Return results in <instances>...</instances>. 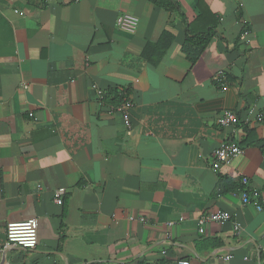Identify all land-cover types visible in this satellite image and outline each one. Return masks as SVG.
<instances>
[{
	"label": "crops",
	"instance_id": "obj_1",
	"mask_svg": "<svg viewBox=\"0 0 264 264\" xmlns=\"http://www.w3.org/2000/svg\"><path fill=\"white\" fill-rule=\"evenodd\" d=\"M173 1L175 13L148 0H0V264H264V208L240 199L246 177L264 202V0ZM200 3L217 26L191 65L182 47ZM123 14L139 20L132 35L116 26ZM163 32L174 41L153 66L141 55ZM115 90L132 100L130 128L100 104ZM224 113L238 125L219 126ZM232 143L243 154L214 171ZM217 211L231 222L200 233ZM30 220L37 247H6L7 225Z\"/></svg>",
	"mask_w": 264,
	"mask_h": 264
},
{
	"label": "built area",
	"instance_id": "obj_2",
	"mask_svg": "<svg viewBox=\"0 0 264 264\" xmlns=\"http://www.w3.org/2000/svg\"><path fill=\"white\" fill-rule=\"evenodd\" d=\"M139 20L137 17L129 14H123L117 18L116 26L117 28L127 34H134L137 30ZM248 33L245 31L240 36V41L245 42ZM213 81L225 88L226 86V76L223 71L216 73L213 77ZM26 89V86L24 87ZM124 99L122 104L115 110V112L123 113L125 117L126 124L130 128V121L128 116V110L132 107V100L126 94L125 91L122 92ZM104 94L99 92V101L102 104ZM239 120L237 115L233 113H224L218 124L221 127H227L228 125H238ZM255 124L259 126H264V113L259 114L256 117ZM83 145V142H80ZM243 154L242 147L237 143L225 144L220 149L215 151L211 158V168L216 171L220 169L223 165H230L232 161L237 159ZM241 185L245 187L240 194V199L242 204L254 205L258 211H262L264 208V202L257 203L256 201L261 199V193L255 189L249 188V181L246 177L241 179ZM54 202L56 205L62 204L61 193H56L54 195ZM233 215L225 211H217L214 213H209L199 219V232L204 233V228L207 224L216 223L224 224L231 222ZM142 222L144 220H141ZM170 226H173L171 224ZM234 231L239 232L241 230V225L238 222H234ZM6 247H19L24 250H32L37 247L38 244V222L36 220H30L24 223H10L6 227ZM231 256L224 259L225 264L231 260ZM179 264H189V262H181Z\"/></svg>",
	"mask_w": 264,
	"mask_h": 264
},
{
	"label": "trees",
	"instance_id": "obj_3",
	"mask_svg": "<svg viewBox=\"0 0 264 264\" xmlns=\"http://www.w3.org/2000/svg\"><path fill=\"white\" fill-rule=\"evenodd\" d=\"M155 7L168 13L178 12V6L173 0H148ZM199 14L192 22H187L186 37L182 47V52L188 62L194 65L207 48L212 38L215 36L217 21L202 3L198 5ZM240 40V39H239ZM174 41V37L169 32H163L156 43H147L142 58L153 66H157L165 56ZM126 94H128L126 92ZM122 92L115 90L104 94L102 104L115 111L123 102ZM243 191V189H242Z\"/></svg>",
	"mask_w": 264,
	"mask_h": 264
}]
</instances>
